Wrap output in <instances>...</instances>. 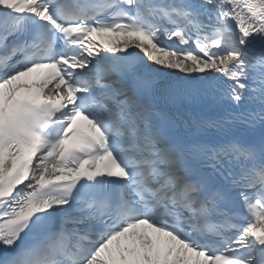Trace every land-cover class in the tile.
Segmentation results:
<instances>
[{
    "label": "snow or ice",
    "instance_id": "6c2138e0",
    "mask_svg": "<svg viewBox=\"0 0 264 264\" xmlns=\"http://www.w3.org/2000/svg\"><path fill=\"white\" fill-rule=\"evenodd\" d=\"M0 264H264V0H0Z\"/></svg>",
    "mask_w": 264,
    "mask_h": 264
}]
</instances>
